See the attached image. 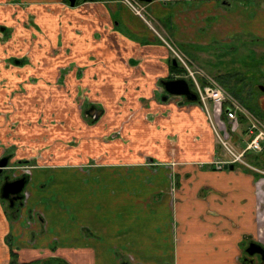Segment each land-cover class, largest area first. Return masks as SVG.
<instances>
[{
	"label": "crops",
	"instance_id": "obj_1",
	"mask_svg": "<svg viewBox=\"0 0 264 264\" xmlns=\"http://www.w3.org/2000/svg\"><path fill=\"white\" fill-rule=\"evenodd\" d=\"M191 1L220 0L142 2L143 16L121 0H0V158L31 167L24 201L0 198V264H245L249 242L264 249V172L214 168L230 156L203 110L163 100L161 82L184 78L167 42L203 58L223 37L205 21L226 9ZM53 170L73 179L54 196Z\"/></svg>",
	"mask_w": 264,
	"mask_h": 264
},
{
	"label": "rangeland",
	"instance_id": "obj_2",
	"mask_svg": "<svg viewBox=\"0 0 264 264\" xmlns=\"http://www.w3.org/2000/svg\"><path fill=\"white\" fill-rule=\"evenodd\" d=\"M228 2L229 4H227ZM228 2L225 0L187 2L189 6H192V9L210 10L214 5L217 8H225L226 13H215L210 15L209 19L205 21L206 24L211 25L219 18V22L224 24L225 27L221 35L223 36L222 39L203 47V53L205 54L203 56L205 57L200 58L197 56L198 51L201 49L200 46L194 44L183 48L191 56V58H189V56L188 58L193 63L197 66L200 64L206 72L208 71V73L215 74L219 80L218 82L242 107L255 115L264 127V93L258 88L259 85H264V0H228ZM139 4L144 7L142 2H139ZM246 7L247 9H245ZM190 87L193 90L191 85ZM174 99L175 97L168 96L165 103L169 105L173 102L180 105L183 104L184 101H187L185 98H182L183 100L179 99V101L175 102ZM159 101L163 103L161 99H159ZM55 120L58 121L59 119H57L56 115H52L50 121ZM240 121L238 130H236L238 131L237 141H239V143L236 145L232 142L233 140H231V138L228 139L229 145L234 148L235 152H241L242 149L245 148L246 141L250 140L247 130L249 120L241 117ZM232 134L230 137H232ZM241 139H244V142L240 141ZM217 143L221 148L222 145L219 142ZM260 148V150L250 149L245 152L243 160L249 166L237 162L235 167L243 169L254 168L257 169V171L260 170L264 172V141L260 142ZM224 151L226 152V150ZM222 155H225L224 158L226 159L229 158L227 152ZM10 165H13L11 174L8 170L0 173V185L6 180L5 177L8 176L9 180H14L19 178L24 171L20 170L19 167H17L18 170H16L14 165L17 164L15 162ZM65 171L66 172H64V170H53L49 178H46L48 195L54 196L58 188L56 182L60 180L66 187L71 188L73 183L71 173L69 172L71 170ZM30 172L24 171L23 175L28 177L31 175ZM64 173L67 176H62ZM24 190L25 188L20 193L21 200L16 202V204L22 203L26 198V192ZM48 195L47 202L51 204L55 202L51 201ZM43 202L45 203V201ZM49 203H45V208H47L46 205ZM2 207L4 211H10L7 200L2 202ZM168 260L169 259H166V261Z\"/></svg>",
	"mask_w": 264,
	"mask_h": 264
},
{
	"label": "built area",
	"instance_id": "obj_3",
	"mask_svg": "<svg viewBox=\"0 0 264 264\" xmlns=\"http://www.w3.org/2000/svg\"><path fill=\"white\" fill-rule=\"evenodd\" d=\"M121 1L126 3L136 14L143 16L144 7L139 4L138 0ZM167 45L173 58L181 67L184 78L190 81L193 92L197 96L198 105L205 113L221 145L230 156L229 161L215 163L216 168L236 162L249 166L243 160V154L250 149L260 150V142L264 141V127L259 119L242 107L212 75L193 63L179 48L169 42ZM241 117L249 120L248 132L252 137L241 152H235L234 148L229 145L228 139L232 132L238 129ZM29 169L30 167H26L24 170L29 173Z\"/></svg>",
	"mask_w": 264,
	"mask_h": 264
},
{
	"label": "water",
	"instance_id": "obj_4",
	"mask_svg": "<svg viewBox=\"0 0 264 264\" xmlns=\"http://www.w3.org/2000/svg\"><path fill=\"white\" fill-rule=\"evenodd\" d=\"M70 5L73 6L75 4V0H68ZM141 2H150L152 0H139ZM172 63L174 66L177 65L176 61L173 59ZM162 86L164 87L165 96L163 100H166L169 95L174 96H183L187 101L194 102L196 101L197 97L196 94L193 93L190 88L189 84L185 79H171L161 82ZM259 90L264 93V85L258 86ZM86 114L89 117L97 118L100 115V111L96 107H91ZM9 162V156H4L0 158V173L7 167ZM233 166L231 165V168ZM27 178L25 176L15 179V180H5L2 185L0 186V198L2 200H7L9 202V206L13 207L15 202L21 200L20 193L22 192ZM246 253L252 255L254 253H259L261 255V260L264 261V249L252 242L246 248Z\"/></svg>",
	"mask_w": 264,
	"mask_h": 264
},
{
	"label": "flooded vegetation",
	"instance_id": "obj_5",
	"mask_svg": "<svg viewBox=\"0 0 264 264\" xmlns=\"http://www.w3.org/2000/svg\"><path fill=\"white\" fill-rule=\"evenodd\" d=\"M89 109H87V111H88ZM247 130H248V127H247ZM248 134H249V132H248ZM249 139L251 138V135L249 134ZM247 142V141H246ZM244 155H245V153L243 154V157H244ZM5 156H9V155H5ZM4 157V156H3ZM2 158V157H1ZM10 159H11V157L9 156V162H8V165H7V167L6 168H4V170L2 171V172H4L5 170H8L9 172H10V174H11V170L13 169V165H10ZM215 163H217V162H214L213 163V167L214 168H216V165H215ZM15 166V168H16V170H18L17 169V167H19V169L20 170H24L26 167H30L29 165H28V163H24V164H17V165H14ZM218 169H220V168H218ZM25 171V170H24ZM23 171V172H24ZM1 172V173H2ZM22 172V174H21V176L19 177V178H21V177H23V176H26V175H23L24 173ZM6 178V180H9V177L7 176V177H5ZM26 178H27V180H28V177L26 176ZM18 179V178H17ZM10 180H13V179H10ZM15 180V179H14ZM27 182V181H26ZM26 185V184H25ZM1 186V185H0ZM25 187V186H24ZM24 189V188H23ZM18 202V201H17ZM9 203V202H8ZM16 203V202H15ZM250 243H252V241L251 242H249L248 244H247V246H246V248L249 246V244ZM256 243V242H255ZM257 244V243H256ZM246 250V249H245ZM244 262H245V264H264V261H262L261 260V255L259 254V253H254V254H252V255H249V254H247L246 253V251H244ZM258 262H257V261Z\"/></svg>",
	"mask_w": 264,
	"mask_h": 264
},
{
	"label": "trees",
	"instance_id": "obj_6",
	"mask_svg": "<svg viewBox=\"0 0 264 264\" xmlns=\"http://www.w3.org/2000/svg\"><path fill=\"white\" fill-rule=\"evenodd\" d=\"M171 69L174 70V71H179V68L178 66H173L171 65ZM245 104V103H244ZM4 202V200H2ZM15 206H16V203L14 204L13 207H10L9 206V203H8V208H10V212H12L14 209H15ZM9 264H18L15 260V258L12 256L11 260H10V263Z\"/></svg>",
	"mask_w": 264,
	"mask_h": 264
}]
</instances>
